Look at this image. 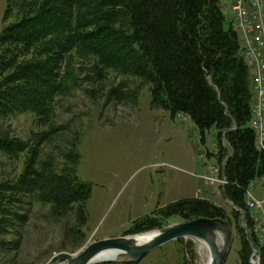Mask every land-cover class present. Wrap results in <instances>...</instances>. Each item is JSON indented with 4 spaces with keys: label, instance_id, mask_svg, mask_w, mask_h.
Wrapping results in <instances>:
<instances>
[{
    "label": "trees",
    "instance_id": "1",
    "mask_svg": "<svg viewBox=\"0 0 264 264\" xmlns=\"http://www.w3.org/2000/svg\"><path fill=\"white\" fill-rule=\"evenodd\" d=\"M219 1L7 0L4 21L10 22L0 32V157L20 162L21 169L0 176V236L25 223L33 204L48 208L55 221L73 218L70 235H81L90 196L89 185L77 177L81 135L70 122L55 123L58 102L78 86L79 65L98 88L110 74L147 86L153 107L186 116L202 138L215 130L218 160H227L222 194L246 212L250 232L248 238L237 228L239 264H250L258 241L244 192L264 177V151L256 149L249 128L248 67ZM108 95L121 98L113 88ZM17 116L33 117L42 131L26 140L14 136L11 121ZM66 133L63 146L55 145ZM52 145L57 156L43 155ZM158 216L227 219L220 208L196 199L172 203ZM135 225L132 234L154 227L147 219Z\"/></svg>",
    "mask_w": 264,
    "mask_h": 264
},
{
    "label": "rangeland",
    "instance_id": "2",
    "mask_svg": "<svg viewBox=\"0 0 264 264\" xmlns=\"http://www.w3.org/2000/svg\"><path fill=\"white\" fill-rule=\"evenodd\" d=\"M6 2L0 0V32L10 22L4 21ZM75 70L78 86L58 102L55 123L59 126L70 122L72 131L77 130L81 135L77 177L90 187L86 223L79 238L74 240L68 229L73 218L68 223L55 221L48 215V208L30 205L27 221L0 236V264H57L59 257L74 258L97 241L185 223L180 217L158 216L160 209L184 199L206 201L225 212L232 242L224 264H239L237 228H243L246 237H250L245 227L246 212L224 198L222 191L227 185L211 186L200 178L209 175L210 168L219 169L222 165L216 155L219 148L215 130H209L202 138L186 116L173 117L169 111L153 107L149 88L133 79L110 74L98 88L88 81L91 75L87 69L77 65ZM112 88L121 93L120 100L108 95ZM36 125L31 116H17L11 121L12 134L26 140L31 133L42 131ZM69 134L56 139L55 145L63 146ZM222 146L228 148L225 141ZM41 152L57 156L53 145ZM20 169V162L0 157V176H15ZM261 179L253 180V195L257 199L264 197ZM244 204L246 208V198ZM246 210L258 241L252 245V255L255 250L262 264L264 211ZM234 212H239L238 220L233 219ZM145 219L154 227L132 234L135 224ZM208 256L202 242L182 238L151 251L135 264H206Z\"/></svg>",
    "mask_w": 264,
    "mask_h": 264
},
{
    "label": "built area",
    "instance_id": "3",
    "mask_svg": "<svg viewBox=\"0 0 264 264\" xmlns=\"http://www.w3.org/2000/svg\"><path fill=\"white\" fill-rule=\"evenodd\" d=\"M219 2L224 18L237 35L240 51L248 67L251 90L249 128L254 132L256 149L264 151V0H220ZM225 163L226 160L219 169L210 168L209 175L200 178L208 185L217 184L224 187L228 184L223 175ZM261 181L264 185V177ZM253 188L254 184L251 181L244 192L246 208L264 211V197L257 199L253 195ZM256 254L257 252L253 250L251 264H260Z\"/></svg>",
    "mask_w": 264,
    "mask_h": 264
},
{
    "label": "water",
    "instance_id": "4",
    "mask_svg": "<svg viewBox=\"0 0 264 264\" xmlns=\"http://www.w3.org/2000/svg\"><path fill=\"white\" fill-rule=\"evenodd\" d=\"M219 233L224 235L222 242ZM146 234H150L151 237L144 243H138L136 237ZM182 238H192L202 242L209 253V264H224L232 242V230L225 220L197 219L145 234L97 241L74 258L66 255L59 257L58 263L92 264L100 254L115 252L118 255L116 262L135 264L151 251Z\"/></svg>",
    "mask_w": 264,
    "mask_h": 264
},
{
    "label": "bare ground",
    "instance_id": "5",
    "mask_svg": "<svg viewBox=\"0 0 264 264\" xmlns=\"http://www.w3.org/2000/svg\"><path fill=\"white\" fill-rule=\"evenodd\" d=\"M150 234H152V233H150ZM150 234H146L144 236L143 235L138 236V237H136V240L138 241V243H144L151 237ZM220 241L221 242L223 241L222 235H220ZM203 246L206 248V246L204 244H203ZM117 260H118L117 253H115V252H104V253L100 254L97 258H95L93 260L92 264H98V263H104V262H114ZM209 261H210V259L208 256L206 264H209ZM57 264H65V263H57Z\"/></svg>",
    "mask_w": 264,
    "mask_h": 264
}]
</instances>
